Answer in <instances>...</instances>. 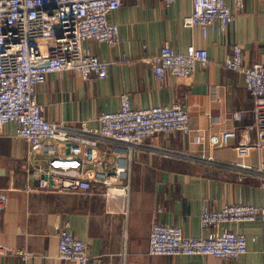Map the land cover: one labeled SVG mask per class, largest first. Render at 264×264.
I'll return each instance as SVG.
<instances>
[{
	"label": "crops",
	"instance_id": "1",
	"mask_svg": "<svg viewBox=\"0 0 264 264\" xmlns=\"http://www.w3.org/2000/svg\"><path fill=\"white\" fill-rule=\"evenodd\" d=\"M226 3L234 19L224 32L215 26L204 36L199 27L182 23L192 10L191 0H176L169 6L162 0H123L109 18L118 25L124 42L118 46L95 40L83 43L109 63L105 78L85 80L65 70L52 72L35 85L46 120L95 125L102 111L118 109L123 92L129 93L134 107L179 102L188 111L191 131L158 133L151 141L180 151L205 148L220 161L240 160L235 147L257 138L252 102L242 74L223 65V60L238 43L246 63H264V0H243L241 8L233 0ZM191 44L207 50L206 65L197 64L187 79L170 74L154 77L146 60L161 46L185 51ZM235 111L242 113L239 120L229 118ZM232 127L236 136L225 146L207 148L194 143L196 130L212 133ZM16 128L12 121L0 127V264H71L56 257L58 230L65 222L74 236L87 242L89 264H264V220L219 223L206 231L199 219L204 206L264 205V183L257 179L238 180L221 167L136 152L128 176L116 181L123 185L128 178L126 193L107 194L99 183L85 193L26 191V182L34 186L35 181L27 178L22 167L28 145L17 136ZM123 151L122 146L100 144L96 159L108 173L122 161ZM242 160L249 165L264 162V142ZM153 221L179 225L184 235L194 237L232 229L247 237V250L236 258L150 255ZM18 249L31 255L24 259L14 253Z\"/></svg>",
	"mask_w": 264,
	"mask_h": 264
},
{
	"label": "built area",
	"instance_id": "2",
	"mask_svg": "<svg viewBox=\"0 0 264 264\" xmlns=\"http://www.w3.org/2000/svg\"><path fill=\"white\" fill-rule=\"evenodd\" d=\"M122 1L0 0V127L15 122L17 136L27 142L22 167L35 185L26 182L24 189L85 193L99 183L107 194L126 193L128 178L123 185H117L116 181L122 175L128 176V167L136 152L221 167L232 171L238 180L254 178L263 184L264 162L249 165L242 159L264 142V63H246L243 47L238 43L232 45L223 65L243 76L244 87L251 97L257 136L254 142L239 143L235 147L238 161H220L205 148L180 151L151 141L158 133L191 131L188 111L179 102L134 107L129 93L123 92L118 109L102 111L95 125L46 120L37 101L35 85L43 83L50 73L65 70H72L85 80L91 76L105 78L109 63L95 56L83 43L95 40L118 46L124 42L118 25L109 18ZM162 1L169 6L176 0ZM233 1L235 7H242L243 0ZM191 3L192 10L183 17L182 23L185 27H199L204 36L215 26L224 32L234 19L226 0H191ZM208 60L205 48L191 44L185 51L161 46L146 61L150 62L156 79L168 74L187 79L197 64L204 66ZM241 116V111H235L229 118L239 120ZM236 133V127L212 133L196 130L193 140L207 148L222 147ZM100 144L124 149L119 157L122 161L108 173L96 159ZM64 149L68 152L64 153ZM199 219L206 231L219 223L264 220V205L230 203L217 209L204 206ZM247 242L243 233L232 229H224L219 235L194 237L184 235L179 225L153 221L148 254L236 258L246 253ZM14 253L24 259L31 255L30 251L21 249ZM56 257L71 264H89L88 244L71 233L68 222L58 230Z\"/></svg>",
	"mask_w": 264,
	"mask_h": 264
},
{
	"label": "water",
	"instance_id": "3",
	"mask_svg": "<svg viewBox=\"0 0 264 264\" xmlns=\"http://www.w3.org/2000/svg\"><path fill=\"white\" fill-rule=\"evenodd\" d=\"M66 152H68V149H66Z\"/></svg>",
	"mask_w": 264,
	"mask_h": 264
}]
</instances>
